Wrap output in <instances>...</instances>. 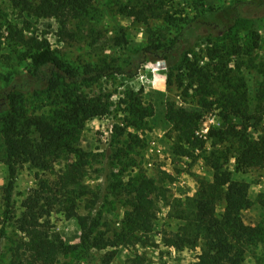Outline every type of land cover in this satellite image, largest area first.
Returning <instances> with one entry per match:
<instances>
[{
    "label": "trees",
    "instance_id": "1",
    "mask_svg": "<svg viewBox=\"0 0 264 264\" xmlns=\"http://www.w3.org/2000/svg\"><path fill=\"white\" fill-rule=\"evenodd\" d=\"M8 1L28 16L54 18L61 32L68 36H71L70 24L85 19L92 7V0ZM172 2L129 0L123 11L143 24H147L149 19L169 21ZM197 15L187 18L185 27L167 48L162 47L159 38L157 43L132 50L126 47L127 42L122 37L128 62L126 66L112 67L91 64L75 67L56 54L45 39L12 33L13 27L9 28V35L25 47L24 56L29 64L23 74L5 77L7 88L0 89V149L8 172L4 187L5 213L11 212V192L19 164L29 163L46 172L52 171L54 163L63 159L57 178L50 183L52 187H49L47 179L35 174L37 186L27 194L22 202L23 211L16 219L20 236L12 250L13 263L55 264L59 255L80 253L91 248L104 249L123 242L148 241L156 219L158 200L161 196L164 200L161 181L164 176L172 179L164 170L157 177L140 172L127 183L118 180L120 189L117 196L122 199L124 212L119 230L109 237L98 228L101 226L99 213L91 216L77 212L76 200L86 188L81 182L88 164L87 154L77 147L79 134L88 119L104 115L109 108L107 95L103 96L101 92L91 94L86 87L108 74L132 77L146 59L164 58L171 64L169 56L177 49L180 36L193 25L208 22L203 13ZM219 25L221 29L215 34L217 43L210 55L211 60L218 58L215 67L220 72L217 77H212L210 69L198 66L187 56L181 60V67L189 71L190 78L183 93L186 95L192 90L197 107L179 106L170 99L164 102V117L173 132L171 151L177 156H190L195 146L204 147L203 135L196 133L198 125L204 112L213 106L219 110L220 124L214 128L213 134L211 131L210 150L203 157L211 171L210 177L197 179L198 186L192 196L174 199L168 216L180 224L175 230L160 231L164 246L197 247L193 264H244L251 247L264 244V193H259L256 198L261 221L256 225L246 224L241 212L253 205L248 196V183L235 180L232 171L227 169L231 158L236 171L264 168V132L256 135L251 130L256 129L264 115V86L252 99L248 98L242 79L233 74L226 67L228 65L225 66L223 54H218L223 49H227L230 55L241 53L243 48L232 42L237 34L236 21L230 19L228 23ZM224 39L228 42H223ZM220 41L222 43L219 44ZM247 48L252 51L249 46ZM127 100L132 124L153 113L152 106L143 104L138 93L130 92ZM68 156H71L70 160ZM72 185L78 188L75 190ZM57 186L65 189L62 203L65 217L76 218L80 226L78 243H67L50 230L48 215L52 199L46 192L54 195ZM164 203L168 200L165 199ZM114 253V249L105 252L101 264H115L112 262ZM123 264H144V260L132 257Z\"/></svg>",
    "mask_w": 264,
    "mask_h": 264
},
{
    "label": "rangeland",
    "instance_id": "2",
    "mask_svg": "<svg viewBox=\"0 0 264 264\" xmlns=\"http://www.w3.org/2000/svg\"><path fill=\"white\" fill-rule=\"evenodd\" d=\"M127 3L129 0H92L90 14L72 22L68 27L71 36H68L61 32L54 18L28 16L8 0H0V89L7 88L5 77L23 74L29 64L24 56L25 47L9 35L10 27H13L12 33L45 39L56 54L75 67L81 68L84 64L112 67L126 66L128 62L122 37L127 42L126 47L132 50L148 47L157 43L159 38L162 47L167 48L174 36L181 33L187 18L196 17L201 12L208 20L205 24L193 25L180 36L177 49L169 56L171 64L164 58L146 59L132 77L108 74L86 87L91 94L101 92L103 96L107 95L109 108L104 115L88 119L79 134L77 147L87 154L88 164L81 182L86 188L76 200L78 214L96 216L99 213L101 226L98 228L109 237L119 230L124 212L122 199L117 196L118 180L127 183L140 172L157 177L162 170L172 179L164 176L161 181L164 200L162 196L158 200L156 219L146 243L123 242L104 249L91 248L59 255L55 264H101L104 253L113 249L112 262L115 264H123L132 257L142 258L144 264H193L198 248L164 246L160 231L175 230L180 224L168 216L174 199L192 196L198 186L197 179L210 177L211 171L203 157L210 150L211 131L213 134L214 128L220 124L219 110L213 106L204 112L198 125L196 133L203 135L204 147L195 146L190 156H177L171 151L173 132L164 117V102L170 99L179 106L197 107L192 90L186 95L183 93L190 78L189 71L181 67V60L187 56L198 66L210 69L212 77H217L220 72L215 67L218 58L214 56L215 59L211 60L210 55L217 43L215 34L221 29L219 24L228 23L230 19L236 21L237 31L232 42L243 49L240 54H227V49L218 54H223L225 66L228 65L226 67L242 79L248 98L252 99L264 86V0H173L169 6L172 16L169 21L149 19L147 24L123 11ZM130 92L138 93L142 103L150 104L153 109L150 116L137 124H132L127 108ZM251 130L256 135L264 132V115L256 129ZM62 166L63 159L54 163L52 171L46 172L29 163L19 164L11 192V212L5 213L4 187L8 172L0 149V264H16L12 257L15 240L20 236L16 219L23 211L22 202L27 194L37 186L35 174L47 179L52 187L50 183L57 178ZM227 169L232 171L235 180L247 182L249 186L248 196L253 205L241 212L243 221L248 225L258 224L262 217L256 198L259 193H264V168L236 171L231 158ZM71 187L78 188L77 185ZM46 193L52 199L48 215L50 230L67 243H78L80 226L76 218H66L62 210L65 189L57 186L54 195H49L50 191ZM165 199L168 203H164ZM244 264H264V244L251 247Z\"/></svg>",
    "mask_w": 264,
    "mask_h": 264
}]
</instances>
